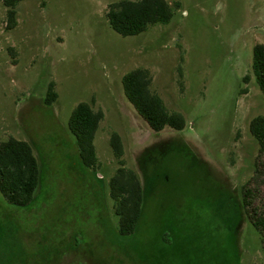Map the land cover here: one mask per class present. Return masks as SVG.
Listing matches in <instances>:
<instances>
[{
	"label": "rangeland",
	"instance_id": "rangeland-1",
	"mask_svg": "<svg viewBox=\"0 0 264 264\" xmlns=\"http://www.w3.org/2000/svg\"><path fill=\"white\" fill-rule=\"evenodd\" d=\"M120 1L24 0L7 31L0 0V145L30 144L41 169L30 206L0 194V264H264L248 213L264 214V155L250 132L264 115L252 70L264 0H165L171 22L127 38L107 17ZM139 68L185 118L183 131L153 132L128 101L122 80ZM51 83L58 99L47 106ZM81 103L104 113L95 172L82 166L68 128ZM114 133L144 187L130 237L119 235L110 196L121 167Z\"/></svg>",
	"mask_w": 264,
	"mask_h": 264
},
{
	"label": "trees",
	"instance_id": "trees-1",
	"mask_svg": "<svg viewBox=\"0 0 264 264\" xmlns=\"http://www.w3.org/2000/svg\"><path fill=\"white\" fill-rule=\"evenodd\" d=\"M1 1L6 8V30L13 31L18 26V7L24 0ZM107 17L112 30L127 38L139 36L152 26L168 25L173 18V10L165 0H123L109 6ZM252 70L264 95L263 44L254 48ZM244 81L247 82L248 78ZM122 83L126 98L153 132L161 133L166 129L181 132L186 128L185 118L170 112L152 90L153 79L148 70L139 68L129 72ZM57 99L55 83H51L45 104L52 106ZM103 119V112H95L90 104L81 103L73 111L68 125L70 133L76 138V151L82 166L93 172L99 167L95 139ZM250 132L260 147V155H264V115L251 122ZM110 145L121 166L110 180V196L119 220V235L130 237L135 234L143 213L144 187L138 174L124 167V146L120 135L114 133ZM40 177V165L30 144L10 138L0 145V194L9 205L17 208L30 206L36 200ZM251 197V191L246 189L244 205L248 210L251 208ZM248 213L251 224L264 242V214L259 215L255 209Z\"/></svg>",
	"mask_w": 264,
	"mask_h": 264
}]
</instances>
